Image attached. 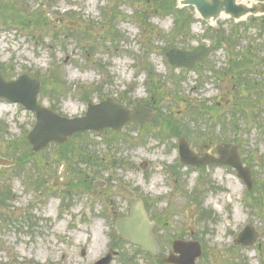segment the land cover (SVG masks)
<instances>
[{"label":"rangeland","instance_id":"rangeland-1","mask_svg":"<svg viewBox=\"0 0 264 264\" xmlns=\"http://www.w3.org/2000/svg\"><path fill=\"white\" fill-rule=\"evenodd\" d=\"M249 1L256 0L243 2ZM3 2L18 9L1 10L0 69L7 79L28 74L41 80L40 105L77 118L88 104L111 98L129 110L142 104L156 110L158 118L144 128L128 124L120 131L85 135L90 151L100 154L101 166L77 160V171V145L70 154L75 159L71 170L57 146L31 154L26 135L35 124L34 115L0 100V158L19 162L13 167L0 163V264H95L108 252L113 256L110 264H162L179 239L201 243L198 264L227 263L222 257L230 264H264V100L258 106L262 113L253 114L256 120L240 116L236 127L228 129L226 106L233 82L217 74L227 67L224 50L216 48L193 70L174 68L165 56L170 47L219 46L214 31L184 9L189 34L174 36L180 24L177 13L155 7L154 0ZM233 25L222 17L211 27L222 35ZM256 27L250 28L247 39L258 40ZM261 48L264 61V44ZM191 110H202L204 119L195 123L188 116ZM220 116L228 138L239 143L241 159L252 153L251 160L258 161L250 167L251 177L263 185L260 190L253 186L248 194L227 167L198 170L181 165L178 136L169 129L158 135L169 119L178 127L179 121L190 120L193 129L221 137ZM186 138L194 151L208 145L202 138ZM74 140L70 142L77 144ZM85 172L86 188L75 179ZM97 180L104 186L93 193L91 185ZM137 199L155 222L151 232L159 248L157 258L116 231V220L127 217ZM202 211L210 218L201 216ZM248 225L256 227L258 243L235 247L233 241Z\"/></svg>","mask_w":264,"mask_h":264},{"label":"water","instance_id":"water-1","mask_svg":"<svg viewBox=\"0 0 264 264\" xmlns=\"http://www.w3.org/2000/svg\"><path fill=\"white\" fill-rule=\"evenodd\" d=\"M180 7L192 6L196 14L208 23H214L222 17H228L234 21H242L248 16H264V2L249 1L243 3L241 0H178ZM211 48L200 46L192 51L169 49L166 53L168 62L178 68L193 69L195 65L204 60ZM40 91V81L31 79L27 74L21 75L16 80L6 81L0 72V98L9 102L19 103L26 110L35 114L36 123L26 136L31 145L32 153H36L50 143L64 144L68 139L84 131L92 130L97 133L105 128L118 130L129 122L145 124L154 121L156 112L137 105L133 110L116 103L112 99H106L97 105H89L86 114L80 118L68 119L58 115L50 109L37 103ZM178 153L180 163L193 167L205 165H228L233 167L245 185L250 189L252 186L249 170L243 168L237 146L228 143L213 145L217 158L211 155V151L201 152L197 156L191 151L189 143L184 138H179ZM3 166L12 165L10 162L0 159ZM153 223L147 218L141 200H136L132 206L130 215L126 219L116 222V229L123 239L141 246L144 250L157 254V246L151 235ZM247 233V229L244 234ZM240 245H251V240L245 241L240 238L236 241ZM173 250L178 256L171 254L166 260L169 264H195V259L200 256L201 248L198 243L175 241ZM111 255L96 264H109Z\"/></svg>","mask_w":264,"mask_h":264},{"label":"trees","instance_id":"trees-1","mask_svg":"<svg viewBox=\"0 0 264 264\" xmlns=\"http://www.w3.org/2000/svg\"><path fill=\"white\" fill-rule=\"evenodd\" d=\"M54 0H47L48 3L53 2ZM174 2L175 0H154V6L157 8H161L165 12H174L177 13L175 16L179 17V25H177L175 29V33L173 34L174 36H179V35H188L189 31L186 27L185 19L182 18L183 11L176 12L174 11ZM153 4V1H152ZM18 9L15 5L11 6V10L15 11ZM17 14V13H16ZM141 14V13H140ZM15 16V15H14ZM143 17V16H142ZM144 18V17H143ZM190 19V18H189ZM35 23H39L41 21L40 18H33ZM242 28L241 31L238 28ZM247 25L246 24H241L238 26L232 27V30L228 34H222L219 43H221L220 46H224L226 48V52L228 53L229 57H231V60L229 64H227V67L225 69H221L219 72H217L218 76L221 78H230L234 85L237 87V96L235 94V100L232 103V106L229 107L227 106L226 108L229 110V113H227V128L228 129H234L238 122V118L240 116L242 119H248L249 115L253 118V120H256L257 116L253 114H248V111L253 110L254 108L256 109L257 106L261 104V91L264 88V83H255L254 81H251L247 78V73H246V68L245 64L247 61L245 60V49L250 47L253 48V51L250 52V54L255 57L256 52L258 51L259 47L262 46L261 42L257 43L256 39L244 41L245 37L244 35L247 33ZM259 36L264 34V23L261 22L259 26ZM172 35V36H173ZM245 42V43H244ZM249 42V43H248ZM219 46H216V48ZM251 50V49H250ZM235 58H232V57ZM252 66L257 67L260 65V62L258 60L252 61ZM259 86V87H258ZM247 90L249 93L250 97H244L243 96V91ZM252 91L254 93L252 94ZM254 95V98H253ZM253 104V107L250 108V106ZM217 108V107H216ZM247 108H250L249 110L246 111ZM246 111V112H245ZM191 114H188L189 117H192L193 121L197 123L199 119H204V114L202 110L199 112H196L194 110H191ZM162 117V116H161ZM200 117V118H199ZM226 117V116H225ZM218 121L222 126L221 131V137L216 136L214 131L207 132L201 131L200 127H197V129H193L190 125V120L189 121H179V127L174 125V122H172L169 119L164 120V124L166 125V129H162L159 133L160 136L168 132V129L171 130L173 134L176 136L183 135L188 137L190 140H197V138L201 139L204 142L203 144H211L213 142H221V141H231L229 139V133L228 129L226 130V125L224 124L223 120H221L218 117ZM182 127V128H181ZM187 127V128H186ZM231 127V128H230ZM192 128V129H191ZM226 131V133H225ZM226 137V138H225ZM235 140V139H233ZM245 159L248 161V165L252 161H255L252 159V154H247L245 156ZM250 162V163H249ZM262 184H259L255 180V188L260 190L262 188Z\"/></svg>","mask_w":264,"mask_h":264},{"label":"flooded vegetation","instance_id":"flooded-vegetation-1","mask_svg":"<svg viewBox=\"0 0 264 264\" xmlns=\"http://www.w3.org/2000/svg\"><path fill=\"white\" fill-rule=\"evenodd\" d=\"M2 1V2H1ZM6 4L3 2V0H0V14H1V10H2V8H3V6H5ZM101 181V180H100ZM99 189L101 190V183H100V187H99ZM263 220H264V216H263ZM255 227V226H254ZM255 229H256V227H255ZM257 230V229H256ZM259 240H260V237H259ZM258 243V238H257V240H256V244Z\"/></svg>","mask_w":264,"mask_h":264}]
</instances>
